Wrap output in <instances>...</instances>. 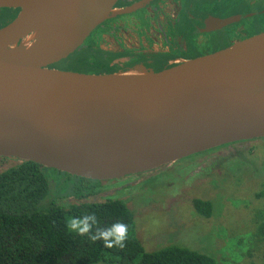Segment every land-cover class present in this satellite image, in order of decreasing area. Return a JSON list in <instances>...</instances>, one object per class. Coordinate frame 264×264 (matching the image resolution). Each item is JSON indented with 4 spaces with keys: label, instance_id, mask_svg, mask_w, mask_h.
<instances>
[{
    "label": "water",
    "instance_id": "95a60500",
    "mask_svg": "<svg viewBox=\"0 0 264 264\" xmlns=\"http://www.w3.org/2000/svg\"><path fill=\"white\" fill-rule=\"evenodd\" d=\"M119 0H0V157L98 181L264 138V33L162 71L53 68ZM212 19L224 26L242 19Z\"/></svg>",
    "mask_w": 264,
    "mask_h": 264
},
{
    "label": "trees",
    "instance_id": "16d2710c",
    "mask_svg": "<svg viewBox=\"0 0 264 264\" xmlns=\"http://www.w3.org/2000/svg\"><path fill=\"white\" fill-rule=\"evenodd\" d=\"M18 12L1 9L0 27L13 20ZM252 141L264 143V138L249 142ZM227 146L229 144L210 151ZM258 150L263 155L258 156ZM7 159L0 157V160ZM235 159H241L245 169L264 175V145L225 159L224 164ZM108 183L111 182L74 176L33 161L17 160L1 170L0 264H220L213 255L184 244L171 243L147 251L136 235L134 213L127 203L110 198L113 195L103 196ZM123 189L127 194L128 188ZM193 206L206 218L213 214L214 205L210 200L194 199ZM88 214H95L97 219L92 232L96 227L124 223L127 226L125 247L108 248L102 240L91 241V233L80 235L67 228L71 219ZM258 218L260 238L255 241L264 245V209L258 213Z\"/></svg>",
    "mask_w": 264,
    "mask_h": 264
},
{
    "label": "rangeland",
    "instance_id": "374dc122",
    "mask_svg": "<svg viewBox=\"0 0 264 264\" xmlns=\"http://www.w3.org/2000/svg\"><path fill=\"white\" fill-rule=\"evenodd\" d=\"M65 66L58 63L55 68L68 69ZM261 145L247 141L224 147L182 169L180 176L176 167L153 171L148 180L147 176L131 177L127 187L111 182L103 196L113 195L110 198L127 203L134 213L136 235L147 251L175 243L207 252L220 264H264V245L255 241L260 238L258 213L264 209V194L259 196L264 193V175L245 169L241 159L224 164L225 159ZM257 155L263 152L258 150ZM17 160H0V171ZM123 188H128L127 194ZM194 199L212 201L210 218L195 211Z\"/></svg>",
    "mask_w": 264,
    "mask_h": 264
},
{
    "label": "flooded vegetation",
    "instance_id": "af4514ba",
    "mask_svg": "<svg viewBox=\"0 0 264 264\" xmlns=\"http://www.w3.org/2000/svg\"><path fill=\"white\" fill-rule=\"evenodd\" d=\"M120 9L127 12L112 14L77 51L58 62L68 68L62 70L102 74L144 66L162 71L264 33V0H119L115 10ZM235 15L244 17L224 26L208 25L212 19ZM78 56L83 59L77 61ZM241 142L247 141L230 144ZM210 150L195 153L167 167L104 182H121L120 188L127 187L132 183L131 177L147 176L148 180L159 169L174 170L176 167L177 176H180L182 169L193 167L201 158L215 152Z\"/></svg>",
    "mask_w": 264,
    "mask_h": 264
},
{
    "label": "clouds",
    "instance_id": "9594fccd",
    "mask_svg": "<svg viewBox=\"0 0 264 264\" xmlns=\"http://www.w3.org/2000/svg\"><path fill=\"white\" fill-rule=\"evenodd\" d=\"M97 225L95 214L84 215L80 218H73L67 223L70 231L77 232L80 235L91 233L89 239L91 241L102 240L105 247H118L123 249L127 239V226L124 223H114L110 227H96L92 232L93 226Z\"/></svg>",
    "mask_w": 264,
    "mask_h": 264
}]
</instances>
